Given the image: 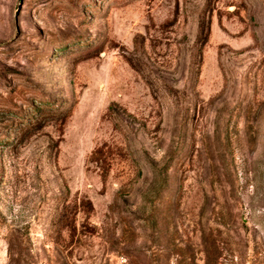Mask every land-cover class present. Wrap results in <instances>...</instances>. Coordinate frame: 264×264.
I'll use <instances>...</instances> for the list:
<instances>
[{
	"label": "rangeland",
	"instance_id": "1",
	"mask_svg": "<svg viewBox=\"0 0 264 264\" xmlns=\"http://www.w3.org/2000/svg\"><path fill=\"white\" fill-rule=\"evenodd\" d=\"M0 264H264V0H0Z\"/></svg>",
	"mask_w": 264,
	"mask_h": 264
},
{
	"label": "trees",
	"instance_id": "2",
	"mask_svg": "<svg viewBox=\"0 0 264 264\" xmlns=\"http://www.w3.org/2000/svg\"><path fill=\"white\" fill-rule=\"evenodd\" d=\"M59 48H61V47H59ZM44 104L47 105V102H43V105H44ZM49 110H52V108L50 107ZM16 116H18V115H16ZM23 122H24V121H23ZM23 122H22V125H24V124H26V126L28 125L27 123H23ZM23 132H24V130H23Z\"/></svg>",
	"mask_w": 264,
	"mask_h": 264
}]
</instances>
